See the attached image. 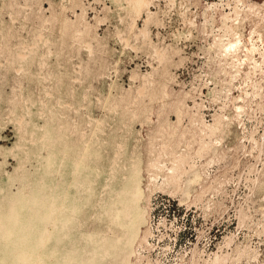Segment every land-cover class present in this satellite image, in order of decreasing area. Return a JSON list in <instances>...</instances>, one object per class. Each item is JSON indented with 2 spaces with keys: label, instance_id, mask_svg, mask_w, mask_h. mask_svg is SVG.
Masks as SVG:
<instances>
[{
  "label": "rangeland",
  "instance_id": "obj_1",
  "mask_svg": "<svg viewBox=\"0 0 264 264\" xmlns=\"http://www.w3.org/2000/svg\"><path fill=\"white\" fill-rule=\"evenodd\" d=\"M127 2L0 0V264L22 252L21 264H121L132 232L114 211L128 172L173 154L185 184L165 194L156 182L136 264H264V0H143L140 15ZM176 122L163 146L160 127ZM81 155L79 212L56 210L42 251L32 236L14 246L36 210L44 230L43 204L65 209ZM19 219L31 224L15 230ZM104 237L122 241L105 255Z\"/></svg>",
  "mask_w": 264,
  "mask_h": 264
},
{
  "label": "bare ground",
  "instance_id": "obj_2",
  "mask_svg": "<svg viewBox=\"0 0 264 264\" xmlns=\"http://www.w3.org/2000/svg\"><path fill=\"white\" fill-rule=\"evenodd\" d=\"M146 2V1H145ZM128 9L129 11H132V12H135L136 14H139L140 15V12L141 10L145 7L146 9H149L148 8V4L144 3L143 0H128ZM150 6V4H149ZM149 11V10H147ZM146 11V12H147ZM151 11V10H150ZM181 109V108H179ZM173 123V122H172ZM194 124V123H193ZM42 128V127H41ZM160 133H161V142H162V145L163 146H166L167 143L170 141V140H173L175 139L178 135H179V132H180V127H179V122H176L174 124H164L160 127ZM45 141H48L49 140H52L51 137H50V132L48 130H46L45 132ZM32 137V136H30ZM42 141V140H41ZM26 142V141H25ZM33 143H31L32 145ZM44 148H46L47 151H49L51 149V146L49 144H44ZM168 147V146H167ZM167 147H164V150H166ZM85 157V156H84ZM83 157V155H81L80 157H76V161L74 163V165L72 166L73 167V170H72V175L74 176L73 179V182H69V184L64 188V192L62 191V194H61V202L62 204L65 205V209H61L62 207H59L57 209V202L56 201H52V202H48L49 204H41L39 200V203L36 202L35 205L37 206H41L43 207V212H47L49 215L46 217V220L43 224H41V226L45 225V228L44 230H35V226L34 224L35 221L37 219H39L38 217L40 216V212L39 210H36L34 212V214L31 215V217H33L32 219H34L32 221V225H24V227L22 228L21 225L25 224L26 222L29 223L28 220H26L23 224L21 223L22 221H20V219L18 221H15L14 223V227L13 229H22L23 232L21 233H24L25 231H29V233H26L27 234H30V232L32 233L29 236H24L23 234L21 236H15L14 237V246H22V245H25L27 244L26 242L30 240L31 236L32 238H35L36 240V243L32 244V247H33V251L34 249L36 250H40V248H43L44 246H46V243L48 242L49 238L51 237V235L53 236V228L54 230H56L57 228V225L55 223L58 224V221L57 222H54L55 218H56V210H62L66 213V211H68L67 213H77L79 212L80 210V207H79V199L81 197H79L78 195H82V188H84V183L82 182V175H83V160L85 159ZM54 158V155L52 154H48L47 156V160H48V163H49V160H53ZM187 160H186V157L183 155V154H173V155H170L168 156L167 158H164V160H162V163L160 164V169L158 170H155V171H144L142 168H141V163H138V164H134L132 166V169L129 174V186H127V189L124 190L123 192V195L122 198L119 200V203H120V208L116 209L115 214H116V219H125L124 221H126L128 219L129 221V227L131 229V237L126 241V247L124 248V252H122V254H124V261L121 263V264H136V260L138 259V254L137 252L135 251V247L139 244H146V245H149V241L148 239L151 237L152 235V232H151V212H152V191L153 189H155L156 187V182H160L161 183V186H160V191L165 193V194H178L182 188H181V185L183 184L182 182L184 181V177L183 175L185 174L186 172V167H187ZM194 171H196L194 169ZM193 171V172H194ZM49 170L45 173L46 176L48 177L49 175ZM191 173V172H190ZM128 175V174H127ZM127 175H123V179H124V176L127 178ZM44 177L43 179L46 180L47 177ZM125 178V180H126ZM61 179V180H60ZM59 181H62L63 178H60ZM201 179V176L196 172V174H194L193 176L191 174L188 175L187 177V185H191L197 181H199ZM124 180V181H125ZM47 181V180H46ZM128 181V180H126ZM125 181V182H126ZM44 182V181H42ZM47 183V182H46ZM57 183V182H56ZM45 184V183H44ZM59 184V183H58ZM159 184V183H158ZM185 184V183H184ZM183 184V185H184ZM44 186V185H43ZM46 186V185H45ZM51 186V185H50ZM59 186V185H57ZM56 187V185L54 186V188ZM185 187V186H184ZM183 187V188H184ZM50 188V187H49ZM48 188V189H49ZM53 188V187H51ZM53 188V190H54ZM123 188V187H122ZM70 189H74L75 192L72 194L70 192ZM52 190V189H51ZM52 190V191H53ZM57 190H59L57 188ZM114 190V189H113ZM112 190V191H113ZM121 190V189H120ZM115 191V190H114ZM118 191V190H117ZM55 192V191H54ZM111 192V191H110ZM120 191H118L119 193ZM178 192V193H177ZM22 193V192H21ZM117 193V194H118ZM183 193V191H182ZM185 194H187V192L185 191L184 192ZM32 195L34 193H31ZM31 195V197H32ZM119 196L120 193L118 194ZM117 196V198L119 197ZM34 197V195H33ZM116 197L112 198V200L114 199L115 200ZM39 199V198H38ZM34 202L35 200H37V197H34ZM78 202V203H77ZM110 204V203H109ZM70 205V206H69ZM22 209L20 208L19 211H21ZM31 210V208H30ZM45 212V214H47ZM64 212L63 215H64ZM114 216V213H113V210L111 212ZM59 214V212H58ZM108 214V213H107ZM111 216V217H112ZM55 217V218H54ZM59 217H61L59 215ZM63 217V216H62ZM54 218V219H53ZM115 219V216L113 217ZM57 219V218H56ZM115 219V221H116ZM17 220V219H16ZM30 221V222H31ZM39 221V220H38ZM63 221V219H62ZM62 221H60V223L62 224ZM127 221V222H128ZM14 222V221H12ZM11 222V223H12ZM69 222L70 220H67L65 222H63V231L66 232V235H68V231H72V229L70 227H68L69 225ZM119 222V221H118ZM1 223V222H0ZM34 223V224H33ZM41 223V222H40ZM39 223V224H40ZM113 223V222H112ZM115 223V222H114ZM7 224V223H6ZM9 224V223H8ZM31 224V223H29ZM37 225V224H36ZM8 226V225H6ZM128 226V225H127ZM4 227V226H3ZM3 227H1V229H3ZM68 227V228H67ZM42 228V229H43ZM52 228V229H51ZM70 228V229H69ZM5 230V229H4ZM14 230V231H15ZM61 230V229H60ZM3 231V230H1ZM62 231V232H63ZM126 231V229H125ZM7 232V231H5ZM57 232V231H56ZM128 232V231H127ZM3 233V232H1ZM9 234L12 233V231L10 230L8 232ZM71 233V232H69ZM5 235V234H3ZM1 235V236H3ZM15 235V234H14ZM112 235V234H111ZM63 236V235H62ZM65 236V235H64ZM64 236L62 238H64ZM71 236V235H70ZM68 235V237H70ZM110 236V235H109ZM116 238L119 236L115 235ZM114 236V237H115ZM106 237V236H105ZM104 237V240L100 241L101 245H98V246H103L105 247L106 249H104V254L105 255H108L110 254V252L112 253L113 249L117 246V244L122 241L120 238L117 239V241H113V243H109V240L107 241ZM128 236H126L127 238ZM8 238V237H7ZM6 238V239H7ZM13 237L10 238V240L12 239ZM65 238L67 239V237L65 236ZM107 238V237H106ZM125 238V236H124ZM3 242H5V240ZM52 239V237H51ZM69 239V238H68ZM109 239V238H108ZM1 240H2V237H1ZM9 240V241H10ZM116 240V239H115ZM34 241V242H35ZM51 241V240H50ZM70 242V240H68ZM8 243V242H7ZM11 243V242H10ZM30 243V242H29ZM50 243V242H49ZM110 245H109V244ZM29 245V244H28ZM58 245V244H57ZM26 246V245H25ZM23 247V246H22ZM29 247H31L29 245ZM55 247V246H54ZM58 247V246H56ZM55 247V248H56ZM46 248V247H45ZM44 248V249H45ZM23 249V248H22ZM32 250V248H29ZM57 249V248H56ZM103 249V248H102ZM30 250V252H31ZM38 251H34L36 253L39 252ZM32 251L33 253V258L31 257L30 254H27V255H30V257L32 259H34V252ZM42 251V250H40ZM57 251V250H56ZM55 251V252H56ZM103 251V250H102ZM115 251V249H114ZM29 252V251H28ZM51 252V250L49 251ZM66 252V251H65ZM68 252V250H67ZM70 253L72 252L69 251ZM68 252V253H69ZM76 252V251H75ZM58 254V252H56ZM60 253V252H59ZM73 253V252H72ZM72 253L70 256H72ZM117 253V252H116ZM23 254V252L21 253ZM21 254H17L16 256L13 254L14 258L18 261L19 264H21L23 262V259H24V256L21 255ZM47 254V253H46ZM55 254V253H54ZM101 254V253H100ZM67 256V254H65ZM102 256L103 253L101 254ZM100 255V256H101ZM26 256V255H25ZM41 256V255H40ZM49 256V255H48ZM51 256V255H50ZM54 256H57V255H54ZM59 256V254H58ZM115 256V255H114ZM38 257V256H37ZM52 257V256H51ZM65 257V256H64ZM99 257V255H98ZM112 257V256H111ZM39 258V257H38ZM41 258V257H40ZM49 258V257H48ZM54 257H52L51 259H53ZM67 259V257H65ZM47 259V258H46ZM106 259V258H105ZM40 260V259H38ZM37 260V261H38ZM56 260V259H55ZM35 261V260H34ZM32 261V263L34 262ZM91 261V260H90ZM65 262V261H64ZM63 262V263H64ZM67 262V261H66ZM69 262V261H68ZM73 262H75L74 260L69 262L70 264H72ZM89 262V260H88ZM17 263V264H18ZM35 263V262H34ZM37 263V262H36ZM40 263V262H39ZM58 263V262H57ZM77 263V262H76ZM83 263V262H82ZM27 264V263H26ZM44 264V263H43ZM92 264V263H91Z\"/></svg>",
  "mask_w": 264,
  "mask_h": 264
}]
</instances>
